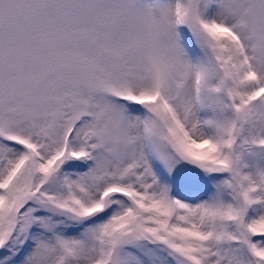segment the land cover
I'll use <instances>...</instances> for the list:
<instances>
[{"label": "snow or ice", "instance_id": "snow-or-ice-1", "mask_svg": "<svg viewBox=\"0 0 264 264\" xmlns=\"http://www.w3.org/2000/svg\"><path fill=\"white\" fill-rule=\"evenodd\" d=\"M0 264H264V0H0Z\"/></svg>", "mask_w": 264, "mask_h": 264}]
</instances>
